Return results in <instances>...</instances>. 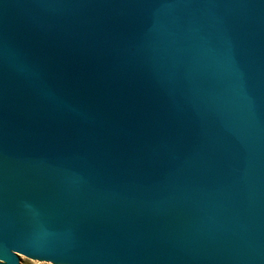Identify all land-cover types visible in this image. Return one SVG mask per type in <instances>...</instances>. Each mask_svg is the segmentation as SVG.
<instances>
[{"label": "water", "instance_id": "95a60500", "mask_svg": "<svg viewBox=\"0 0 264 264\" xmlns=\"http://www.w3.org/2000/svg\"><path fill=\"white\" fill-rule=\"evenodd\" d=\"M264 264V0H0V264Z\"/></svg>", "mask_w": 264, "mask_h": 264}, {"label": "rangeland", "instance_id": "374dc122", "mask_svg": "<svg viewBox=\"0 0 264 264\" xmlns=\"http://www.w3.org/2000/svg\"><path fill=\"white\" fill-rule=\"evenodd\" d=\"M38 264H54V263L49 262V261H44V262H41V263H38Z\"/></svg>", "mask_w": 264, "mask_h": 264}]
</instances>
